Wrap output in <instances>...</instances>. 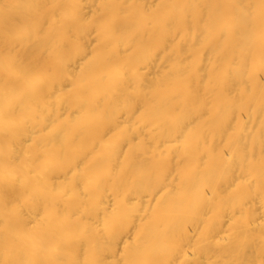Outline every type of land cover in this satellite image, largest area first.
<instances>
[{"label":"bare ground","instance_id":"bare-ground-1","mask_svg":"<svg viewBox=\"0 0 264 264\" xmlns=\"http://www.w3.org/2000/svg\"><path fill=\"white\" fill-rule=\"evenodd\" d=\"M0 264H264V0H0Z\"/></svg>","mask_w":264,"mask_h":264}]
</instances>
